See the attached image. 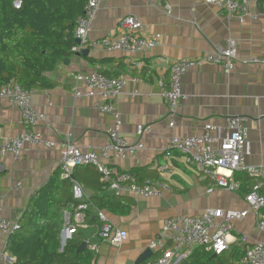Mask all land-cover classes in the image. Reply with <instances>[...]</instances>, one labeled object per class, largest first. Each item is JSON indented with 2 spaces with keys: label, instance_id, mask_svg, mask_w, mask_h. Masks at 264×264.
<instances>
[{
  "label": "crops",
  "instance_id": "crops-1",
  "mask_svg": "<svg viewBox=\"0 0 264 264\" xmlns=\"http://www.w3.org/2000/svg\"><path fill=\"white\" fill-rule=\"evenodd\" d=\"M251 9L263 13L264 2L252 3ZM127 16L138 17L145 25L144 35L158 37L161 46L135 54L109 52L101 46L95 49L86 47L79 52L71 50L70 55L47 74V82L54 87H39L32 96L34 107L47 118V124L37 130L44 139L56 143V147L47 149L27 145L19 160L12 155H0L3 216L12 223H19L32 196L59 169L61 143L66 133L71 131L75 144L85 152L98 150L107 143L111 118L98 109L101 99L75 97V74L100 71L106 76L127 80L124 94L114 101V105L121 113L124 138L136 142L137 127L143 125L147 128L141 140L144 149L105 162L119 172L142 169L145 171L143 178L163 180L173 187L174 192L161 197L134 199L128 215L115 216L107 212L111 222L128 234L127 240L119 246L103 241L100 227L86 221L80 227V234L88 246L96 247L94 251L87 248L95 254V264H136L142 254L151 250V243L161 237L163 222L174 215H200L208 208L248 209L245 193L228 192L216 187L212 181L202 180L195 167L176 151L170 150L169 168L159 173L173 136L201 134L206 124L219 128L224 135L226 117H245L251 127V152L245 157V163L264 167L263 15L255 20L228 19L204 0H107L98 12L89 42H100L116 35L119 23ZM229 38L237 41L234 70L226 73L218 65L204 63L189 71L182 79V92L187 99L178 113L175 127L171 129L159 81H168L170 67L176 61L203 58L217 47L225 46ZM85 49L90 50L87 56L81 53ZM253 60L258 63H251ZM135 78L140 82H134ZM80 91L85 92L83 85H80ZM24 129L18 108L7 99H0V143L16 137ZM213 135L218 138L217 132ZM76 172L91 203L94 197L107 193L96 169L83 167ZM250 182L254 183L253 180ZM19 183L22 186L17 188ZM69 220V214L65 213V226ZM232 225L234 232L227 251L235 247L246 250L254 243H264V232L256 228L254 211L243 221H233ZM244 238L246 242H242ZM7 241L0 242L1 251H6ZM154 256L155 252L142 264ZM0 264H14V259L6 251V259H0Z\"/></svg>",
  "mask_w": 264,
  "mask_h": 264
},
{
  "label": "built area",
  "instance_id": "built-area-1",
  "mask_svg": "<svg viewBox=\"0 0 264 264\" xmlns=\"http://www.w3.org/2000/svg\"><path fill=\"white\" fill-rule=\"evenodd\" d=\"M107 0H88L83 14L76 20L74 38L80 41V46L72 48L79 52L86 47L95 49L103 47L109 52L142 53L161 46L158 37L144 35L145 25L136 16H127L118 25V32L100 42H89V34L94 26L102 4ZM260 0H204V3L217 8L220 15L228 19L237 18L245 21L248 18L258 19L263 13L251 9V5ZM170 14V9H168ZM237 59V41L229 38L225 46L217 47L209 55L200 59H183L176 61L170 67L167 82L159 81L161 96L167 107L169 127H175V121L187 96L182 92V79L191 70L204 63L220 66L226 73L234 70V61ZM258 63L257 60L250 61ZM74 95L76 98L86 96L101 99L98 109L111 118L107 127V143L98 150L83 151L74 142L71 131L66 133L61 143V159L59 167L62 170L61 178L71 179L73 182V197L80 204L75 208L74 221L77 226L85 224V211L93 208L102 226L100 237L103 241L119 246L127 240L128 234L117 228L110 220L107 211L97 209L87 200L82 186L72 179V173L77 167H92L98 171L104 191L117 196H131L139 198L161 197L173 193V187L160 179H146L142 183L130 172H119L109 167L105 161L121 159L127 155H134L144 149L142 137L147 131L143 125L137 127L138 140L131 142L122 136V117L115 107L114 101L124 94L127 80L124 77L106 76L100 71L91 73H77L74 76ZM139 83L140 79L135 78ZM80 85L85 92L80 91ZM34 90L23 89L16 83H10L0 89V99H7L18 108L25 129L12 139L0 143V155H12L19 160L27 145L53 149L56 143L44 139L38 132L41 125L47 124L44 114L37 111L32 103ZM249 120L240 116H229L225 119V134L220 129L206 124L203 132L190 137H175L170 140L169 151L164 153L165 163L158 172L168 170V161L171 151L185 156L186 161L193 165L204 181H212L215 186L232 193L242 190V182L235 179L236 173H243L254 181V184L245 195L248 209L244 211L223 210L208 208L200 215L189 216L177 214L167 218L161 228V237L150 245L155 256L144 264H187L188 259L196 248L220 255L229 250L230 239L233 237V221L245 220L251 211L256 213V228L264 232V167L249 165L245 157L250 155L251 143ZM218 133V138L213 135ZM22 185L19 183L17 188ZM20 228V223H12L3 216L0 205V242L7 241L8 237ZM66 238L71 239L76 226L66 225ZM246 242V239H242ZM91 251L96 250L94 245L87 246ZM6 249V247H5ZM0 259H6V251L0 250ZM239 264H264V243L257 242L246 249Z\"/></svg>",
  "mask_w": 264,
  "mask_h": 264
},
{
  "label": "trees",
  "instance_id": "trees-1",
  "mask_svg": "<svg viewBox=\"0 0 264 264\" xmlns=\"http://www.w3.org/2000/svg\"><path fill=\"white\" fill-rule=\"evenodd\" d=\"M88 0H0V89L16 83L26 90L46 85L47 74L53 72L76 47L75 23L83 14ZM264 0H260L263 3ZM105 75V74H104ZM72 179L79 183L76 170ZM142 183L145 171L130 172ZM59 167L49 182L30 199L20 220V228L8 237L6 251L14 264H95V254L89 249L80 251L89 243L80 234L82 230L74 221L75 208L80 204L73 197V182L61 178ZM235 179L242 181L241 192H250L253 182L243 173ZM102 185V184H101ZM103 188V187H102ZM104 190V189H103ZM134 199L104 193L92 199L95 208L113 215H128ZM91 208L85 211V222L102 224ZM65 213L69 224L76 229L62 248L61 234L65 230ZM246 253L235 247L220 255L196 248L187 264H239Z\"/></svg>",
  "mask_w": 264,
  "mask_h": 264
},
{
  "label": "water",
  "instance_id": "water-1",
  "mask_svg": "<svg viewBox=\"0 0 264 264\" xmlns=\"http://www.w3.org/2000/svg\"><path fill=\"white\" fill-rule=\"evenodd\" d=\"M75 43L77 46H80V41L79 40H75ZM90 50L89 49H85V50H82V55L84 56H87L89 54ZM67 223V221H66ZM62 236V248L65 247V244H66V240L67 238H64V236H66V232H62L61 234ZM87 249V243H83V245L80 247V251H83ZM153 254V251L149 250V251H146L144 254H142V256L138 259L137 263L136 264H142L150 255Z\"/></svg>",
  "mask_w": 264,
  "mask_h": 264
}]
</instances>
